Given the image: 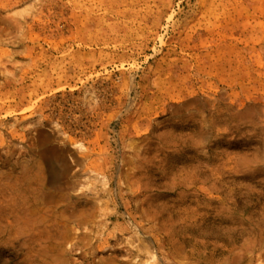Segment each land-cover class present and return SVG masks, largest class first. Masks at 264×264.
<instances>
[{
	"label": "rangeland",
	"instance_id": "1",
	"mask_svg": "<svg viewBox=\"0 0 264 264\" xmlns=\"http://www.w3.org/2000/svg\"><path fill=\"white\" fill-rule=\"evenodd\" d=\"M263 116L264 0H0V204L59 223L0 264H264Z\"/></svg>",
	"mask_w": 264,
	"mask_h": 264
},
{
	"label": "bare ground",
	"instance_id": "2",
	"mask_svg": "<svg viewBox=\"0 0 264 264\" xmlns=\"http://www.w3.org/2000/svg\"><path fill=\"white\" fill-rule=\"evenodd\" d=\"M228 108H230V107H228ZM212 112H213V117L211 116L212 119L209 122V127L211 129L216 128L215 138H216V141H219L220 137H222V133L219 131V126L224 125L225 126V128H224L225 132L226 131L231 132L233 130L232 129L233 126H232V123L230 120V114L227 111H221L220 109H213ZM232 118H234V117H232ZM235 130L237 132H241V133L251 131L254 134L259 133V134H262L264 136V118L257 117L256 119H254L251 123H249L245 127H242V125L237 126ZM41 140H42V138H41ZM75 146L77 148H80V145L78 143L75 144ZM55 153H56V151L53 147V149H49V150L47 149L46 154H45L46 155V163L48 166V172L51 175V178L50 177L49 178L51 179L52 182L59 181V178L57 176H60L62 174V172H64V163H63V165H60V170L58 171V168L56 166V161L53 158ZM206 158H207V155H206ZM225 160H226V158H225ZM225 160L223 162L222 168H219L218 163H215V162H218L217 159L214 158L211 161L212 164H211V168H210V181H211L212 189L214 191H217L221 185H225L223 183L222 176L224 174H229V171H231V170H228L227 168H225L226 163H227V162H225ZM262 161L264 162V153L262 154ZM202 167H204V166H202ZM199 173H201V172H199ZM16 179H18V178H16ZM228 192L230 194L229 190H228ZM10 206H12V207H9V205L0 204V247L2 248V246L5 245L6 240L9 239L10 237H17V238L23 237L25 239V243H26L25 246H26L27 250L36 251L37 253L40 251V253H41V250H44L47 248V246H46L47 244L44 245L43 243L46 242L47 240L52 239L56 234L57 226H58L57 225V223H58L57 219L54 218V216L52 214H48L47 212L45 213V215H38L39 213L34 208L25 209L23 206H16V205H10ZM67 212H68V210L66 212L64 211L65 214L62 215V220H60L62 225H65V222H67V220L69 218V215L66 214ZM19 240H20V238H19ZM19 250H20V247H19L18 251ZM34 258H35V256H34ZM21 263H22V261H21ZM36 264H38V263L36 262Z\"/></svg>",
	"mask_w": 264,
	"mask_h": 264
},
{
	"label": "water",
	"instance_id": "3",
	"mask_svg": "<svg viewBox=\"0 0 264 264\" xmlns=\"http://www.w3.org/2000/svg\"><path fill=\"white\" fill-rule=\"evenodd\" d=\"M44 132L50 136V138L52 139V141L56 142L55 145H58L57 143H63L65 146L64 149H67L69 151H72L71 146L65 144L61 138V135L59 134V131L56 130L55 126H47V128L44 130Z\"/></svg>",
	"mask_w": 264,
	"mask_h": 264
}]
</instances>
